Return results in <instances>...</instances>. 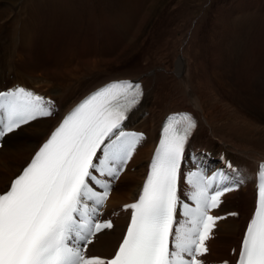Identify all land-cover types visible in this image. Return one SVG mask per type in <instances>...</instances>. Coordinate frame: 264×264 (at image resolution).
<instances>
[{
	"label": "snow or ice",
	"instance_id": "snow-or-ice-1",
	"mask_svg": "<svg viewBox=\"0 0 264 264\" xmlns=\"http://www.w3.org/2000/svg\"><path fill=\"white\" fill-rule=\"evenodd\" d=\"M142 97L140 83L116 80L64 116L0 193V264H204L206 242L217 222L226 218L210 213L242 180L230 184L223 170L209 176L200 166L181 173L197 127L187 112L164 121L138 198L123 205L125 212L131 210L130 220L114 255H86L92 238L113 227L111 220L99 218L100 209L144 139L143 133L123 128ZM54 107L53 101L23 87L0 91V141L52 116ZM181 178L191 205L181 199ZM254 182V211L236 264H264V163L258 165Z\"/></svg>",
	"mask_w": 264,
	"mask_h": 264
},
{
	"label": "bare ground",
	"instance_id": "bare-ground-1",
	"mask_svg": "<svg viewBox=\"0 0 264 264\" xmlns=\"http://www.w3.org/2000/svg\"><path fill=\"white\" fill-rule=\"evenodd\" d=\"M27 2L21 4L23 10H18L0 0V87L6 80L11 82L8 87L15 83L25 85L54 99L60 111H64L110 80L143 81L144 99L128 125L145 132L147 137L133 157V171L129 172L130 167L114 184L109 206L116 208L134 198L159 125L170 112L189 110L194 113L198 119L192 141L194 148L211 151L223 159L228 157L235 164L249 168L264 161V100L259 98V101L247 93L240 96L232 77V64L243 60L242 53L246 51V41L235 32L236 17L232 8L220 6L212 15L207 11L205 17L176 21V25L169 24V17L161 19L136 45L147 15L130 39L131 46L136 45L133 53L137 60L133 65L114 58L98 59L89 54L90 49L85 44L80 51L67 44L61 47L58 57L40 66L33 61L32 64L26 62L28 46L38 31L37 4L34 0ZM86 56L90 58L85 59ZM98 74H103L104 78H98ZM55 122L53 118L34 121L5 139L0 148V192ZM22 131L24 134L20 133ZM252 201L250 187L228 197L221 211L236 210L239 218L228 219L220 225L219 236L211 242L210 260L220 262L228 257V250L236 246ZM122 224L124 221L118 219L110 232L100 234L91 252L111 255L120 238Z\"/></svg>",
	"mask_w": 264,
	"mask_h": 264
},
{
	"label": "rangeland",
	"instance_id": "rangeland-1",
	"mask_svg": "<svg viewBox=\"0 0 264 264\" xmlns=\"http://www.w3.org/2000/svg\"><path fill=\"white\" fill-rule=\"evenodd\" d=\"M24 1L30 0H4L18 10H23L24 5L21 4H25ZM34 2L37 4L35 23L38 31L33 35L35 41L28 46L26 62L32 64L33 61L40 66H46L49 60L60 53L61 47L67 44L77 51L82 50V44H85L90 49L88 53L98 59L114 58L123 64L133 65L137 60L133 53L136 45L154 26H157L159 20L169 17V24L176 25L177 22L189 20L191 17L197 18L202 15L205 17L204 13L207 11L208 15H212L220 6L230 7L236 17L235 32L246 41V51L241 57L244 59L234 62L231 66L235 86L240 96L247 93L255 99L261 98L262 102L264 100V81L255 78L260 76L264 79V0H34ZM23 14L26 21L27 16L25 12ZM147 15L149 16L138 42L131 46L132 34L137 31ZM78 55L82 57L81 52ZM87 58L90 56H86L85 59ZM98 75V78H104L103 74ZM6 81L1 88L10 86L11 82ZM129 172L131 173L130 170Z\"/></svg>",
	"mask_w": 264,
	"mask_h": 264
}]
</instances>
